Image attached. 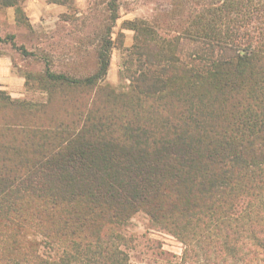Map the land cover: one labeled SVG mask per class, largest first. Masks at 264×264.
Wrapping results in <instances>:
<instances>
[{
	"label": "trees",
	"instance_id": "16d2710c",
	"mask_svg": "<svg viewBox=\"0 0 264 264\" xmlns=\"http://www.w3.org/2000/svg\"><path fill=\"white\" fill-rule=\"evenodd\" d=\"M119 1L92 72L44 62L23 72L44 100L0 90V264H130L123 231L139 213L183 264H264V0H170L114 35ZM25 2L0 11L29 27Z\"/></svg>",
	"mask_w": 264,
	"mask_h": 264
},
{
	"label": "rangeland",
	"instance_id": "374dc122",
	"mask_svg": "<svg viewBox=\"0 0 264 264\" xmlns=\"http://www.w3.org/2000/svg\"><path fill=\"white\" fill-rule=\"evenodd\" d=\"M108 0H73L71 8L49 5L45 0H26L24 11L29 27L15 22L12 9L0 11V36H14L23 56L9 44L0 45V90L14 99L42 101L41 93L24 88L23 72H39L48 62L51 68L70 75H86L94 70V45L108 24ZM170 9V0H120L119 19L114 35L124 20L151 18ZM124 47L132 44L133 33L122 30ZM113 35V36H114ZM122 54L113 50L106 81L120 84ZM128 240L130 264H183L182 244L171 235L154 227L142 213L124 227Z\"/></svg>",
	"mask_w": 264,
	"mask_h": 264
}]
</instances>
